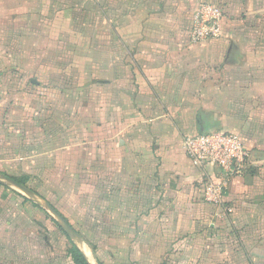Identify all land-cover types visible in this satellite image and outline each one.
<instances>
[{"label": "crops", "instance_id": "0c3cea01", "mask_svg": "<svg viewBox=\"0 0 264 264\" xmlns=\"http://www.w3.org/2000/svg\"><path fill=\"white\" fill-rule=\"evenodd\" d=\"M3 1L19 41L68 61L3 87L0 264H73L69 241L88 264H264V0ZM204 3L222 33L192 43ZM218 131L249 160L212 205L218 170L183 142Z\"/></svg>", "mask_w": 264, "mask_h": 264}, {"label": "built area", "instance_id": "2783aa9c", "mask_svg": "<svg viewBox=\"0 0 264 264\" xmlns=\"http://www.w3.org/2000/svg\"><path fill=\"white\" fill-rule=\"evenodd\" d=\"M223 12L217 5L201 4L194 14L190 41L200 43L214 40L222 33ZM183 148L196 168L213 167L218 170L216 179H207L204 200L212 205L223 202L229 180L240 175L249 160V151L241 138L230 132H211L187 137Z\"/></svg>", "mask_w": 264, "mask_h": 264}, {"label": "rangeland", "instance_id": "374dc122", "mask_svg": "<svg viewBox=\"0 0 264 264\" xmlns=\"http://www.w3.org/2000/svg\"><path fill=\"white\" fill-rule=\"evenodd\" d=\"M18 34L19 28L17 23H13L11 10L8 11L5 2L0 0V100L2 99L3 87L8 80L11 81V79L17 77L20 78V81L24 80V82L30 79L35 80L38 77L35 71L41 60L48 59L50 63L55 60L63 63L68 61V57L58 52L51 56L52 59L39 56L42 45H47V48H49L55 44V48L52 49L59 51V43L19 41ZM46 56H49V54L47 53ZM49 239L56 246V249L61 252L68 246L65 237L60 233L56 234V237L52 235ZM41 253L42 259H45L49 251L42 250ZM55 253L59 254L56 251Z\"/></svg>", "mask_w": 264, "mask_h": 264}, {"label": "trees", "instance_id": "16d2710c", "mask_svg": "<svg viewBox=\"0 0 264 264\" xmlns=\"http://www.w3.org/2000/svg\"><path fill=\"white\" fill-rule=\"evenodd\" d=\"M70 247L68 248V255L70 256L73 264H88L83 254L78 250V248L69 241Z\"/></svg>", "mask_w": 264, "mask_h": 264}, {"label": "water", "instance_id": "95a60500", "mask_svg": "<svg viewBox=\"0 0 264 264\" xmlns=\"http://www.w3.org/2000/svg\"><path fill=\"white\" fill-rule=\"evenodd\" d=\"M55 213V212H54ZM56 217L59 220V224L64 229L65 233L68 235L69 238L75 237L72 231L69 229V227L66 225V223L63 221V219L55 213Z\"/></svg>", "mask_w": 264, "mask_h": 264}]
</instances>
